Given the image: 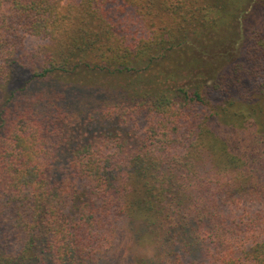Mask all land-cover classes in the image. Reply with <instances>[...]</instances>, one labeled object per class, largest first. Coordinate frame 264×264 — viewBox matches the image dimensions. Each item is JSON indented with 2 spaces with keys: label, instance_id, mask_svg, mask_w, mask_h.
I'll list each match as a JSON object with an SVG mask.
<instances>
[{
  "label": "trees",
  "instance_id": "trees-1",
  "mask_svg": "<svg viewBox=\"0 0 264 264\" xmlns=\"http://www.w3.org/2000/svg\"><path fill=\"white\" fill-rule=\"evenodd\" d=\"M0 264H264V0H0Z\"/></svg>",
  "mask_w": 264,
  "mask_h": 264
}]
</instances>
